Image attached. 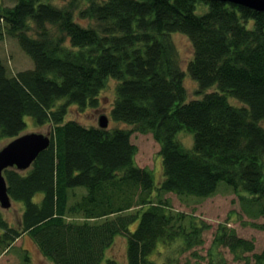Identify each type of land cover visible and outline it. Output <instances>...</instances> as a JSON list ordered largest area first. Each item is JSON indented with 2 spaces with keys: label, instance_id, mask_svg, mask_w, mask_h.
I'll return each mask as SVG.
<instances>
[{
  "label": "trees",
  "instance_id": "16d2710c",
  "mask_svg": "<svg viewBox=\"0 0 264 264\" xmlns=\"http://www.w3.org/2000/svg\"><path fill=\"white\" fill-rule=\"evenodd\" d=\"M174 34L192 46L195 93L215 88L200 99L188 100ZM5 35L33 66L12 75L0 60V143L22 135L26 117L51 129L29 169L3 171L21 215L11 225L0 209V257L27 235L50 264H117L105 253L121 235L126 264H157L159 242L190 251L208 228L164 196L207 199L220 182L250 218L264 217V12L216 0H15L0 6ZM108 79L116 82L110 119L132 129L66 120L71 106L97 108ZM183 131L190 150L178 140ZM134 132L159 145L158 186L135 163ZM212 245L264 264V248L255 253L253 240L224 226Z\"/></svg>",
  "mask_w": 264,
  "mask_h": 264
},
{
  "label": "rangeland",
  "instance_id": "374dc122",
  "mask_svg": "<svg viewBox=\"0 0 264 264\" xmlns=\"http://www.w3.org/2000/svg\"><path fill=\"white\" fill-rule=\"evenodd\" d=\"M15 0H0V6L12 7ZM60 6L63 2H57ZM77 22L85 26V22L78 20ZM173 42L177 49L181 69L185 72L184 86L188 93V100L200 99L204 93H210L215 90L214 87L208 89L202 94H196L198 86L186 72L188 61L192 58L193 50L188 39L180 34L173 35ZM0 60L6 66L9 74H16L19 71L31 69L33 64L31 59L22 51L16 39L5 35L0 40ZM116 82L108 79L105 88L99 94V105L94 109H86L79 111L76 107L71 106L66 116V120L78 121L85 127H98L99 112H102L108 118V128H126L132 129V126L115 123L110 119V109L115 96ZM229 102L237 107L241 104L235 99L229 98ZM98 112V114H97ZM26 128L23 134H42L50 135L51 125L36 126L29 117L25 118ZM192 134L186 131L178 135L181 145L190 150L192 148ZM11 140H4L0 143V149ZM131 142L136 146L137 153L135 163L152 172L155 186L162 181L161 160L158 156L159 145L154 141L150 134H140L134 132L131 135ZM170 202L173 211L187 214V219L194 216L196 221L202 222L208 228L202 233L203 244L190 251H182L179 242H173L170 245L158 243L157 248L150 255V260L160 264L165 261L176 260L186 264H208L210 259L216 260L221 264H253L251 254H245L246 260L234 259L233 255L224 247H214L212 240L216 230L224 226L233 230L239 237L253 240L255 244V253L261 252L264 248V217L253 220L243 209L239 202L238 195L233 189L224 182H220L217 186L216 194L213 197L204 199L196 196H177L169 193L164 196ZM39 196L36 197V200ZM1 209V208H0ZM4 216L11 225L19 223L21 215V204L11 201L9 209H1ZM252 224L257 225L254 227ZM136 224L129 228L132 232ZM214 255V256H211ZM27 257L25 262L24 257ZM106 259H114L117 264H126V239L124 236L118 235L114 238L112 245L105 253ZM103 261L101 264H104ZM0 264H50L40 253L34 242L24 235L17 240L11 250L0 257Z\"/></svg>",
  "mask_w": 264,
  "mask_h": 264
},
{
  "label": "water",
  "instance_id": "95a60500",
  "mask_svg": "<svg viewBox=\"0 0 264 264\" xmlns=\"http://www.w3.org/2000/svg\"><path fill=\"white\" fill-rule=\"evenodd\" d=\"M242 6L256 12H264V0H216ZM98 114V112H97ZM98 127L108 128V118L99 112ZM50 144V137L42 134H23L11 140L0 149V208L9 209L11 199L7 194V186L3 171L15 168L25 171L31 167L38 155L46 150Z\"/></svg>",
  "mask_w": 264,
  "mask_h": 264
}]
</instances>
